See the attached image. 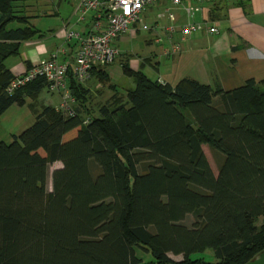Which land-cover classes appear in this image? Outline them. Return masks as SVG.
Masks as SVG:
<instances>
[{
	"label": "trees",
	"instance_id": "trees-1",
	"mask_svg": "<svg viewBox=\"0 0 264 264\" xmlns=\"http://www.w3.org/2000/svg\"><path fill=\"white\" fill-rule=\"evenodd\" d=\"M20 1L0 0V115L47 87L36 77L5 90L14 75L4 60L41 36ZM121 70L133 87L94 115L68 71L74 114L42 106L0 141V264H246L264 249V85L224 91L183 77L171 86ZM205 249L215 261L188 257Z\"/></svg>",
	"mask_w": 264,
	"mask_h": 264
},
{
	"label": "crops",
	"instance_id": "crops-1",
	"mask_svg": "<svg viewBox=\"0 0 264 264\" xmlns=\"http://www.w3.org/2000/svg\"><path fill=\"white\" fill-rule=\"evenodd\" d=\"M76 3L77 0L19 2L21 13L28 16V23L38 30L41 36L20 41L17 53L4 60V65L13 75L20 74L26 68L38 63L59 45L65 47V53L60 54L57 60L66 62L70 66L76 44L73 40L63 43V25L66 24L67 27L80 32L85 31L88 25V20L82 23L75 22L73 11ZM191 4L190 1L184 2V5ZM168 6L167 0H157L142 12L143 20L156 21V14ZM198 6L199 11L194 14L193 19L215 25L217 33L193 32L182 42L180 52L168 57L162 56L160 46L157 45L149 55L137 59L131 57L124 59V56H121L122 61L128 62L131 69L139 70L148 79L162 81L171 86L183 77L195 79L212 88L219 87L224 91L241 85L246 79L264 85V0H207ZM174 14L176 26L186 21L180 8L174 9ZM38 19L45 21L42 25L44 29L34 25L33 22ZM165 23H167L165 18L158 21L159 26ZM128 32L130 37H134L138 30L131 27ZM158 33L162 34L160 29ZM119 38L120 36L115 40ZM108 65L92 66L87 79L82 84L86 90L85 105L92 114L96 113L97 106L109 101L112 93L123 95L125 90L133 87L134 84L131 81L121 93H117L116 87L110 94L106 93L104 84L97 79V72H104L108 76ZM69 85L70 78L67 75L65 86L69 88ZM70 97L72 98L71 94ZM33 99L40 100L38 107L30 110L33 117L42 106L58 109L61 101L60 92L50 91L47 87L42 88L32 97L26 96L24 104L30 105ZM23 105L12 104L7 109ZM70 107L72 109L77 107L73 99Z\"/></svg>",
	"mask_w": 264,
	"mask_h": 264
},
{
	"label": "built area",
	"instance_id": "built-area-1",
	"mask_svg": "<svg viewBox=\"0 0 264 264\" xmlns=\"http://www.w3.org/2000/svg\"><path fill=\"white\" fill-rule=\"evenodd\" d=\"M156 1L77 0L73 11L75 22L82 23L88 20V25L83 32L63 25V43L73 40L76 44L70 66L57 60L60 54L65 53V47L59 45L41 61L14 75L5 88L6 92L10 93L34 78L42 77L47 83L48 90L60 92L61 101L58 109L66 115H73V109L70 107L72 98L65 86L67 72L70 71L71 78L82 85L92 66L108 65L119 55L113 42L129 28L147 31L150 35L149 40L160 46V52L164 57L180 52L182 42L193 32L217 33L215 25L193 19L194 14L199 11L198 4L207 0H167L169 6L156 14V21L146 23L141 14ZM185 1L192 4L184 5ZM179 8L183 11L186 21L176 26L174 9ZM163 18L167 19V23L159 26L158 21ZM159 29L162 34L158 33ZM87 120L85 117L82 123L85 124Z\"/></svg>",
	"mask_w": 264,
	"mask_h": 264
},
{
	"label": "rangeland",
	"instance_id": "rangeland-1",
	"mask_svg": "<svg viewBox=\"0 0 264 264\" xmlns=\"http://www.w3.org/2000/svg\"><path fill=\"white\" fill-rule=\"evenodd\" d=\"M151 16V15H149ZM32 20V19H31ZM146 23H148L147 19H145ZM43 22L40 19L33 22L34 25H38L41 27L43 26ZM15 25V24H12ZM11 25V26H12ZM128 30L120 35L118 40H115L114 44L118 51L121 53L118 55L111 64L108 65V78L107 81L104 82V90L106 93H111L110 85L116 87L117 93H121L122 90L127 87V85L131 84L132 78L125 76L121 70V63H126L129 67L128 62L122 61L124 59L133 58L137 59L138 57H144L149 55V52L155 50V45L152 41H149L150 35L147 31L138 30V33H135L134 37H130L128 35ZM137 56V57H136ZM130 68V67H129ZM39 98V97H38ZM33 99L30 103L24 104L22 107H15L12 106L10 109H7L3 114L0 115V141L9 142L11 140V134H18L21 130L28 127L33 121V115L31 114V108H37L40 100ZM96 114V113H95ZM94 115V114H93ZM203 153L205 158L213 172L216 174V160L212 156L211 152L203 146ZM60 166L59 162H53L46 166V176H45V189L46 191L50 190V174L51 171ZM191 222V215L187 214V216L183 219V223L189 225ZM134 254L139 257L142 261H150L152 259L151 255L148 252L141 250L140 248H134ZM167 256L174 261H179L182 259L181 254H172L167 253ZM190 259L200 258L207 262L215 261L213 253L210 249H205L200 252H192L188 255Z\"/></svg>",
	"mask_w": 264,
	"mask_h": 264
},
{
	"label": "water",
	"instance_id": "water-1",
	"mask_svg": "<svg viewBox=\"0 0 264 264\" xmlns=\"http://www.w3.org/2000/svg\"><path fill=\"white\" fill-rule=\"evenodd\" d=\"M246 264H264V249L253 256Z\"/></svg>",
	"mask_w": 264,
	"mask_h": 264
}]
</instances>
